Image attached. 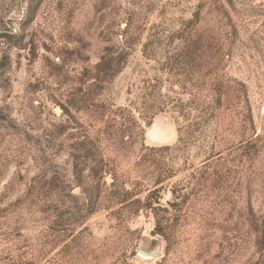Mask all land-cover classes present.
Instances as JSON below:
<instances>
[{"label": "rangeland", "instance_id": "1", "mask_svg": "<svg viewBox=\"0 0 264 264\" xmlns=\"http://www.w3.org/2000/svg\"><path fill=\"white\" fill-rule=\"evenodd\" d=\"M0 264H264V0H0Z\"/></svg>", "mask_w": 264, "mask_h": 264}, {"label": "trees", "instance_id": "2", "mask_svg": "<svg viewBox=\"0 0 264 264\" xmlns=\"http://www.w3.org/2000/svg\"><path fill=\"white\" fill-rule=\"evenodd\" d=\"M36 8V7H35ZM35 8L31 9L30 13V19L34 18L35 14ZM200 16L199 13L196 12L195 19L192 18L185 24L186 28L183 30L182 33H179L176 37L177 39L183 40V45L179 47V52L176 53L174 56L177 58L176 60V69L178 71H175L176 74L182 75V71L188 66H191L192 70L194 71V68L199 65H204L207 67V72L204 75L205 76V85L206 89H210V91L203 88L201 92L198 90L196 91L193 87H187L185 83L181 86L182 93H190L191 96L189 101L185 104V102L181 99H177V105L183 103L186 105L185 108L187 109L186 116L190 119L191 122H189V125L192 123L198 124V125H205L208 126L210 122L215 119L218 115L223 114L222 111L228 112L233 102H235L237 99L234 96V86L232 84V80H226L224 77H221L218 73L213 75V72L210 70L211 67V59L212 56H207L206 49L213 50L215 49L216 52L214 56L217 58V63L220 59L223 57V52L217 51V47L211 48L212 44L209 43L210 35H197L192 33V30H195L196 25L199 23L198 17ZM184 26V27H185ZM188 29H190L188 32V35L184 39V32H186ZM193 30V31H194ZM202 52V62L194 63V59H190L189 56L195 54L196 52ZM186 57V60H185ZM191 64V65H190ZM206 64V65H205ZM216 66H219L216 64ZM193 71H191L192 77L194 76ZM184 74V72H183ZM194 79V77H193ZM206 79L208 80L206 82ZM214 81V83H213ZM204 85V86H205ZM198 89V88H197ZM187 90V91H186ZM196 91V92H194ZM212 91V93H211ZM176 92V91H175ZM200 94V95H199ZM199 95V96H198ZM199 99V100H198ZM235 100V101H234ZM150 105V106H149ZM149 109L153 110L154 104H147ZM160 111H165V107H162L159 109ZM215 117V118H214ZM219 117V116H218Z\"/></svg>", "mask_w": 264, "mask_h": 264}, {"label": "water", "instance_id": "3", "mask_svg": "<svg viewBox=\"0 0 264 264\" xmlns=\"http://www.w3.org/2000/svg\"><path fill=\"white\" fill-rule=\"evenodd\" d=\"M139 252L144 255V256H158L159 254L158 253H155V252H151V251H148V250H145L143 248H139Z\"/></svg>", "mask_w": 264, "mask_h": 264}]
</instances>
